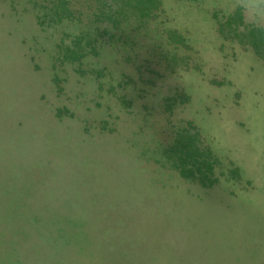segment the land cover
<instances>
[{
  "label": "rangeland",
  "instance_id": "obj_1",
  "mask_svg": "<svg viewBox=\"0 0 264 264\" xmlns=\"http://www.w3.org/2000/svg\"><path fill=\"white\" fill-rule=\"evenodd\" d=\"M39 3L0 0V264H264L249 26L218 0L115 22L78 6L80 63ZM190 148L201 180L180 173Z\"/></svg>",
  "mask_w": 264,
  "mask_h": 264
},
{
  "label": "trees",
  "instance_id": "obj_2",
  "mask_svg": "<svg viewBox=\"0 0 264 264\" xmlns=\"http://www.w3.org/2000/svg\"><path fill=\"white\" fill-rule=\"evenodd\" d=\"M35 4L39 2V8H41L44 16H47L49 19L48 23L51 22L49 25L55 31H67L62 37L60 41H69L62 47V51L64 52L66 59L69 61H76L82 62V58L85 57L86 53L81 54L80 49H84L91 42H83L81 41H94L96 39L92 38L89 34L87 26H80L77 25L76 21L80 23V16L76 17V13L82 15L81 9H77L78 6L87 8L85 12H87V21L96 14L103 15L107 19L100 18L101 20H106V22L116 21V15L129 13V14H136L140 19H145L147 17L156 16L155 12L161 4V0H69L68 2L65 0H34ZM118 4V5H116ZM115 7V9H111V6ZM111 12V13H109ZM114 15V16H112ZM76 17V18H75ZM96 20V17H95ZM123 19H120L121 22ZM73 26V27H72ZM71 28V29H66ZM104 31H107L106 28H103ZM174 32V31H173ZM73 35V36H72ZM240 36L244 37L245 40L249 41V43L254 47L257 51L258 55H260L264 59V33L257 32L249 27L239 33ZM71 41V42H70ZM92 48L96 47L95 43H92ZM179 138L175 137L174 142L175 144L179 143ZM186 145L184 144L183 147ZM192 150L191 148L188 149L183 155H179L182 159L183 165L185 167L184 170H180V173L184 177H191V180L203 178L207 171H204L200 168L197 169L196 167V159L192 158ZM199 155V154H198ZM188 158V159H186ZM194 166V167H193Z\"/></svg>",
  "mask_w": 264,
  "mask_h": 264
},
{
  "label": "clouds",
  "instance_id": "obj_3",
  "mask_svg": "<svg viewBox=\"0 0 264 264\" xmlns=\"http://www.w3.org/2000/svg\"><path fill=\"white\" fill-rule=\"evenodd\" d=\"M226 16H239L250 29L264 33V0H218Z\"/></svg>",
  "mask_w": 264,
  "mask_h": 264
}]
</instances>
